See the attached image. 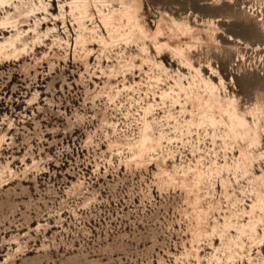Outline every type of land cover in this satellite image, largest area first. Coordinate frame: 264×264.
<instances>
[{
  "label": "rangeland",
  "instance_id": "obj_1",
  "mask_svg": "<svg viewBox=\"0 0 264 264\" xmlns=\"http://www.w3.org/2000/svg\"><path fill=\"white\" fill-rule=\"evenodd\" d=\"M84 1L0 0V264H264V0Z\"/></svg>",
  "mask_w": 264,
  "mask_h": 264
},
{
  "label": "bare ground",
  "instance_id": "obj_2",
  "mask_svg": "<svg viewBox=\"0 0 264 264\" xmlns=\"http://www.w3.org/2000/svg\"><path fill=\"white\" fill-rule=\"evenodd\" d=\"M72 5L73 6H81V7H84V4H85V1L84 0H72ZM96 2H98L99 0H94ZM127 8V7H126ZM130 9V8H129ZM74 10V9H73ZM79 10V9H78ZM131 17V16H129ZM106 19V18H105ZM127 19H130V18H127ZM107 20V19H106ZM104 21V20H102ZM109 21V20H108ZM105 23V22H104ZM172 23V26L174 28H176V30L180 29V27L182 26L181 29H183V23H177V22H174V21H171ZM185 28V27H184ZM138 29V28H137ZM188 30V29H187ZM170 31V30H169ZM171 32V31H170ZM186 32V31H185ZM230 39V38H229ZM197 73H199L198 70H196ZM211 83V82H209ZM210 91H211V94H213V91H215L214 89V86L212 84H207ZM214 95V94H213ZM212 96V95H211ZM234 102L233 101H230L228 102V107L225 108V112L228 113L230 115V119L233 121L234 125L240 129H244V127L246 126V121L243 119V117L241 118L240 116L237 115L236 113V108L233 104ZM254 228V227H253Z\"/></svg>",
  "mask_w": 264,
  "mask_h": 264
}]
</instances>
